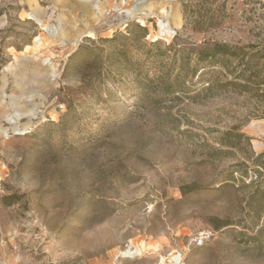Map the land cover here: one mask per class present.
Segmentation results:
<instances>
[{
  "label": "rangeland",
  "instance_id": "obj_1",
  "mask_svg": "<svg viewBox=\"0 0 264 264\" xmlns=\"http://www.w3.org/2000/svg\"><path fill=\"white\" fill-rule=\"evenodd\" d=\"M263 226L264 0H0V264H264Z\"/></svg>",
  "mask_w": 264,
  "mask_h": 264
},
{
  "label": "trees",
  "instance_id": "obj_2",
  "mask_svg": "<svg viewBox=\"0 0 264 264\" xmlns=\"http://www.w3.org/2000/svg\"><path fill=\"white\" fill-rule=\"evenodd\" d=\"M141 30L145 33L146 28L141 27ZM145 37V35H144ZM216 55H219L224 58H229L234 55V52L229 50V47L225 44H216L213 48L207 50V51H201L199 53L200 62H204L208 60L210 57H215ZM171 89V86H168L165 88L166 91H169ZM212 89L211 84H209L207 87L203 89V91H210ZM217 229H219L217 227ZM264 234V226L258 231V234L256 235V238H260Z\"/></svg>",
  "mask_w": 264,
  "mask_h": 264
},
{
  "label": "bare ground",
  "instance_id": "obj_3",
  "mask_svg": "<svg viewBox=\"0 0 264 264\" xmlns=\"http://www.w3.org/2000/svg\"><path fill=\"white\" fill-rule=\"evenodd\" d=\"M136 252H138V249H136Z\"/></svg>",
  "mask_w": 264,
  "mask_h": 264
}]
</instances>
